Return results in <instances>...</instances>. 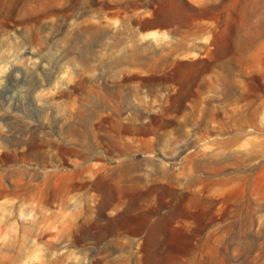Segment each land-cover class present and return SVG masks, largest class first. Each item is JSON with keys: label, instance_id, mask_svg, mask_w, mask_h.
I'll return each instance as SVG.
<instances>
[{"label": "rangeland", "instance_id": "obj_1", "mask_svg": "<svg viewBox=\"0 0 264 264\" xmlns=\"http://www.w3.org/2000/svg\"><path fill=\"white\" fill-rule=\"evenodd\" d=\"M0 264H264V0H0Z\"/></svg>", "mask_w": 264, "mask_h": 264}]
</instances>
